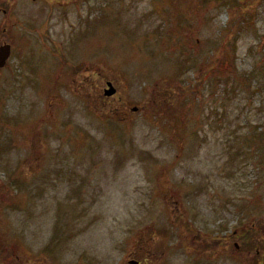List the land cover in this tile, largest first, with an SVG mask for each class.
Wrapping results in <instances>:
<instances>
[{
  "label": "rangeland",
  "instance_id": "374dc122",
  "mask_svg": "<svg viewBox=\"0 0 264 264\" xmlns=\"http://www.w3.org/2000/svg\"><path fill=\"white\" fill-rule=\"evenodd\" d=\"M2 44L0 264H264V0H0Z\"/></svg>",
  "mask_w": 264,
  "mask_h": 264
},
{
  "label": "water",
  "instance_id": "95a60500",
  "mask_svg": "<svg viewBox=\"0 0 264 264\" xmlns=\"http://www.w3.org/2000/svg\"><path fill=\"white\" fill-rule=\"evenodd\" d=\"M10 47L8 45L0 46V67H3L5 61L8 59ZM107 88L104 90V96L111 97L115 93V89L110 82L106 83ZM136 264V262H131Z\"/></svg>",
  "mask_w": 264,
  "mask_h": 264
},
{
  "label": "trees",
  "instance_id": "16d2710c",
  "mask_svg": "<svg viewBox=\"0 0 264 264\" xmlns=\"http://www.w3.org/2000/svg\"><path fill=\"white\" fill-rule=\"evenodd\" d=\"M247 232L246 233H244L243 235H239V236H241V237H243V239H247L248 237H249V233H250V231L249 230H246ZM246 235H248V236H246ZM249 246V248H250V245H248ZM253 246V245H252Z\"/></svg>",
  "mask_w": 264,
  "mask_h": 264
},
{
  "label": "flooded vegetation",
  "instance_id": "af4514ba",
  "mask_svg": "<svg viewBox=\"0 0 264 264\" xmlns=\"http://www.w3.org/2000/svg\"><path fill=\"white\" fill-rule=\"evenodd\" d=\"M13 3V2H12ZM6 12H8V11H5V10H3V13H6ZM9 14H10V12H8ZM10 51H11V46H10Z\"/></svg>",
  "mask_w": 264,
  "mask_h": 264
}]
</instances>
